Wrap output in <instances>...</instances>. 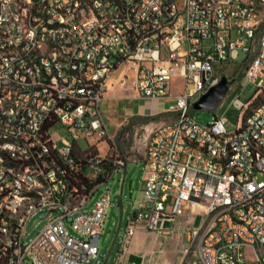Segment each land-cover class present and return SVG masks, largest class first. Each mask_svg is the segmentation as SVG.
Segmentation results:
<instances>
[{
	"label": "built area",
	"instance_id": "obj_1",
	"mask_svg": "<svg viewBox=\"0 0 264 264\" xmlns=\"http://www.w3.org/2000/svg\"><path fill=\"white\" fill-rule=\"evenodd\" d=\"M263 21L264 0H0V264H86L98 256L109 191L86 207L125 165L109 153L114 146L98 147L113 140L101 102L125 61L136 95L165 99L175 114L148 137L143 198L125 240L140 225L174 232L191 203L205 216L187 229L194 264H264ZM240 50L248 53L240 82L256 86L248 100H234L240 122L233 130L223 116L199 122L193 102L219 82L216 64ZM59 123L68 132L62 145ZM34 217L48 221L30 237Z\"/></svg>",
	"mask_w": 264,
	"mask_h": 264
},
{
	"label": "rangeland",
	"instance_id": "obj_2",
	"mask_svg": "<svg viewBox=\"0 0 264 264\" xmlns=\"http://www.w3.org/2000/svg\"><path fill=\"white\" fill-rule=\"evenodd\" d=\"M264 35V21L261 27L258 29L257 41ZM248 64V53L244 50L239 51L237 58L229 61L227 63H217L216 72L222 77L226 75L229 79L233 80V88L230 89L224 99L221 101L219 106L215 110H196L193 109L192 112L196 118L201 123H209L213 116H223L226 120V125L229 130L236 128L237 124L240 122L243 111L236 106L234 100L238 98L240 94L241 100H248L253 96L256 86L254 84L243 85L240 82L241 75L244 73L246 65ZM127 74L129 85L133 76L132 70L129 69V63L123 62L119 68L113 73L112 82L109 83L107 94H112L113 89L117 88V95H125L128 92H133L132 89L125 88L116 84L118 79L122 75ZM114 87V88H113ZM182 88V82L180 79L174 80V91H180ZM197 97V96H196ZM262 96H259L252 104L256 106ZM162 101V100H159ZM135 103L144 110V100L137 99ZM251 106V107H252ZM175 118V114L170 111H165L157 115L150 114H139L133 115L128 118L124 128L121 130L119 136L114 137L115 145L109 151V153H114L119 155L121 159L125 162V165H120L118 170L114 173L113 177L106 181L103 185L99 187L90 198L88 206L90 208L96 199L100 197L107 190L111 196V205L108 208V213L104 225L103 234L101 237V242L99 246V254L97 257L92 258L86 264H104L106 260V255L109 252L111 245L114 241L116 230L119 227V223L122 222V230L126 224L129 214L132 212L134 205H136L143 198L142 190V175L144 170V161L142 160L147 143V137L149 133L158 125L171 121ZM67 128L62 124H57L54 130V137L58 140V144L62 145L61 139L67 137ZM84 148H87V142L85 140L80 141ZM99 152L107 153L109 144L107 141H101L98 144ZM125 177V182L122 184V180ZM132 180V186L134 192L132 196L129 195V181ZM210 200L206 197L201 199V204L207 206ZM204 216L198 214L195 220V226H200ZM48 219L39 220L34 217L30 222V237L35 236L40 229L47 223ZM117 222V224H113ZM70 231L73 232L72 226L67 224ZM186 232V231H185ZM187 233V232H186ZM185 233L183 242L185 245L177 248V255H175L176 260H180L181 264H193L195 257V246H191L187 250L188 237ZM178 237L177 231L171 233Z\"/></svg>",
	"mask_w": 264,
	"mask_h": 264
},
{
	"label": "crops",
	"instance_id": "obj_3",
	"mask_svg": "<svg viewBox=\"0 0 264 264\" xmlns=\"http://www.w3.org/2000/svg\"><path fill=\"white\" fill-rule=\"evenodd\" d=\"M117 88L113 89L111 95L107 94L106 91L101 102L102 116L109 135L113 139L118 136L129 117L139 114L157 115L167 111L168 101L165 99L159 101L139 97L136 95L131 84L125 88L132 89L133 92H128L125 95H117ZM137 99L144 100V110L138 106L139 104L135 103ZM142 160L145 163L146 149ZM194 209L195 205L193 206L189 203L184 213L178 217L174 231H177L179 234V239L171 233L164 234L151 231L140 225L135 234L126 241L127 221L123 230V223L120 222L104 264H181L180 260H176L175 255L178 254L177 248L180 247V244L184 243L183 239L187 229L195 226L196 216L199 213H195ZM113 224H117V222H113Z\"/></svg>",
	"mask_w": 264,
	"mask_h": 264
},
{
	"label": "water",
	"instance_id": "obj_4",
	"mask_svg": "<svg viewBox=\"0 0 264 264\" xmlns=\"http://www.w3.org/2000/svg\"><path fill=\"white\" fill-rule=\"evenodd\" d=\"M229 78L226 75H223L219 82L213 86H211L205 93H203L198 99H196L192 107L196 110H215L224 97L227 95L229 88H230ZM133 186L132 180L129 181V195L132 196L133 194ZM49 211L45 212V215L48 214ZM171 225V223H168Z\"/></svg>",
	"mask_w": 264,
	"mask_h": 264
},
{
	"label": "trees",
	"instance_id": "obj_5",
	"mask_svg": "<svg viewBox=\"0 0 264 264\" xmlns=\"http://www.w3.org/2000/svg\"><path fill=\"white\" fill-rule=\"evenodd\" d=\"M243 75V74H242ZM241 75V76H242ZM124 128V127H123ZM120 133H121V131H120ZM120 133L118 134V136L120 135ZM108 143H109V145L110 146H114L115 145V141L114 140H112L111 138H108ZM95 153L97 152V150L96 149H94L93 150ZM105 167H106V170L104 171V174L106 173V172H108V171H110L111 170V165L110 164H105ZM104 174H102V175H100V178L98 179V180H101V179H103V180H106V175H104ZM93 185V183L92 182H89L88 183V186L89 187H91Z\"/></svg>",
	"mask_w": 264,
	"mask_h": 264
},
{
	"label": "bare ground",
	"instance_id": "obj_6",
	"mask_svg": "<svg viewBox=\"0 0 264 264\" xmlns=\"http://www.w3.org/2000/svg\"><path fill=\"white\" fill-rule=\"evenodd\" d=\"M183 245H185V243L180 244V246H183Z\"/></svg>",
	"mask_w": 264,
	"mask_h": 264
}]
</instances>
